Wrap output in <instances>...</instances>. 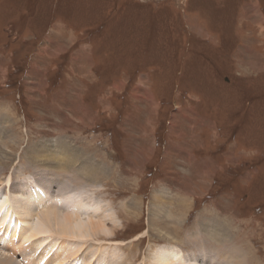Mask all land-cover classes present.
I'll list each match as a JSON object with an SVG mask.
<instances>
[{"label": "rangeland", "instance_id": "374dc122", "mask_svg": "<svg viewBox=\"0 0 264 264\" xmlns=\"http://www.w3.org/2000/svg\"><path fill=\"white\" fill-rule=\"evenodd\" d=\"M36 184L116 220L95 264H264V0H0V198Z\"/></svg>", "mask_w": 264, "mask_h": 264}, {"label": "bare ground", "instance_id": "6f19581e", "mask_svg": "<svg viewBox=\"0 0 264 264\" xmlns=\"http://www.w3.org/2000/svg\"><path fill=\"white\" fill-rule=\"evenodd\" d=\"M99 174L92 173L90 176L92 178H97ZM10 182L11 177L8 179V184L6 185L8 189L11 187ZM34 188L35 187L31 188L32 191L30 189V195L23 193L19 197L10 195L11 197L8 196L6 200L0 198V234L4 233V238L7 239L9 236L10 240L4 248L5 253L3 254L4 256L0 258V264H18L16 260L17 255L21 254L22 257L25 258L30 255L32 251H30L31 248L34 250L35 247L39 246L41 249H38L47 255V259L44 258V260L38 264H95L88 258L84 260L85 256H82L83 258H79L78 256L83 254V249L88 241H93L95 238H104L107 240L115 238L114 232L109 225L110 222L114 225L117 224L116 220L111 217L109 220L103 221L104 217L102 216L97 218L92 216L85 220L84 215L86 213L82 201L73 200L72 196L57 200V202L53 204L48 202L46 207L43 208L42 199H48L50 196L43 194L38 184H36L38 191H33ZM161 196L163 195L154 197L155 201H153V204L157 211L153 208V213H149V230L146 231L145 234H149L151 230L158 234H163V237L168 239L167 241H169V243H174L175 230L177 229L175 226L171 228L170 225L178 221H169V224L167 223L169 226L167 225L163 230H161L162 226H158V223L161 221L157 220L158 216L156 213L161 212L159 209H162ZM169 199L170 198H168V201ZM138 203L139 202H136L135 207L138 206ZM128 212H130V215L135 214L138 216V212H133V214H131V210H128ZM121 215H123V213H121ZM35 217H37L38 220H36ZM164 230H166V232H163ZM5 239L4 242L6 243L8 240ZM49 240L54 241V245H50L48 243ZM76 240L80 241L81 245L76 246L74 249V241ZM65 244H68V246H65ZM0 245L3 246L4 244L2 245L0 241ZM56 245H58V248L56 253L54 251L55 255L52 252ZM100 248L101 247H99V249ZM64 251H69L70 256L68 259L60 257L61 253ZM52 254L55 256L53 257ZM104 257L105 256H102L101 258L104 259ZM37 258L40 259L41 255L38 257L32 256L30 262L36 264ZM153 259L154 261L152 264H207L203 262V260H198L195 255L186 254L179 248L168 245L162 246L156 250ZM30 262H26L25 264H29Z\"/></svg>", "mask_w": 264, "mask_h": 264}, {"label": "trees", "instance_id": "16d2710c", "mask_svg": "<svg viewBox=\"0 0 264 264\" xmlns=\"http://www.w3.org/2000/svg\"><path fill=\"white\" fill-rule=\"evenodd\" d=\"M14 72H15V71H14ZM14 72H13V73H14ZM23 73H24V71H23Z\"/></svg>", "mask_w": 264, "mask_h": 264}]
</instances>
